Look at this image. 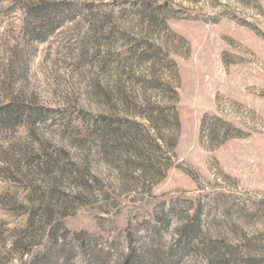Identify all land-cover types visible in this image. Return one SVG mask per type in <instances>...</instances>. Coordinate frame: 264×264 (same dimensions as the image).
Segmentation results:
<instances>
[{
  "label": "rangeland",
  "instance_id": "1",
  "mask_svg": "<svg viewBox=\"0 0 264 264\" xmlns=\"http://www.w3.org/2000/svg\"><path fill=\"white\" fill-rule=\"evenodd\" d=\"M44 1L56 12L0 0V111L23 114L0 127V264H90L73 248L80 232L100 248L118 238L98 259L121 264L126 233L146 243L161 212L163 233L181 222L166 252L193 221L239 259L246 246L262 251L264 0ZM173 110L178 130L142 118ZM107 124L121 129L117 145L100 139ZM136 132L166 143L141 146L146 160L135 162ZM47 206L45 232L38 218L29 229ZM173 264L208 262L194 251Z\"/></svg>",
  "mask_w": 264,
  "mask_h": 264
},
{
  "label": "trees",
  "instance_id": "2",
  "mask_svg": "<svg viewBox=\"0 0 264 264\" xmlns=\"http://www.w3.org/2000/svg\"><path fill=\"white\" fill-rule=\"evenodd\" d=\"M27 10H34L33 14L36 16H48L53 14V11L55 9H51L50 7H47L48 5L45 3L44 0H41L37 5L32 4L28 5ZM24 9V7H21ZM25 10V9H24ZM162 10V7H157L153 11V18L151 19V24L153 25L156 21L155 17L160 14V11ZM151 114V113H150ZM155 116V117H154ZM142 117V115H141ZM145 120L153 124V126H159L162 125L163 127H171V124H175L174 126H177V130L179 127V117L175 110L171 111L170 114H164V112L159 111L157 115H143ZM23 119V114H19L16 112V110H11V107H6L5 109L0 111V127L3 126H12L15 128L18 123ZM120 128H113V125L107 124L105 127L101 128V136L100 139L102 142H104V139H112L114 141V144H118L120 139ZM154 139V140H153ZM156 139V140H155ZM131 144L133 148V158L135 162H144L146 160L145 155L143 151H141V146H149L152 150L160 149L161 145H159L160 142H165L166 139L162 135H155L154 138L151 136H141L139 132H136L132 139ZM155 141H158L156 143ZM105 144V143H104ZM19 151H21L22 157L24 155V150H22L20 147L18 148ZM151 160L150 157L148 161ZM10 164V161H9ZM15 168L19 171L21 165V161H15L14 163ZM146 169H143L142 173V179H146L147 177H150V180L155 177V173L149 174ZM62 210V209H60ZM54 209L51 207H40L39 210L35 211V215H31L30 218V227L33 228L34 222L36 218H38L44 225L42 232H45V228L47 227V223H51L50 220L55 215ZM161 217H159L157 220L159 223L154 226H150L149 223H147L146 227V243H142L139 245L138 241L134 240V235L132 231H128L125 235V244L127 248V253L124 255L122 259L121 264H173L176 263L177 260L181 259L184 255L190 252H198L200 253L205 259L207 260L208 264H262L261 260L259 259V252H264V249L257 250L256 248L246 246V253L245 257H242L239 259V257L236 254V249L232 245H228L225 243L224 240H221L219 238L213 239L209 234H202L201 228L199 225H196L195 222L193 223H186L184 226L180 228V240L177 243V246L174 248H171L169 251L164 250L163 246V226L168 223V218L164 216V213H160ZM59 225H54L50 228L49 235L50 240L58 244L60 241L61 236H59ZM236 232V231H235ZM74 241L76 244L73 248H77L79 251L89 254L88 255V262L90 264H99V255L100 254H106L111 255L112 253L116 252L118 250L119 241L118 238L114 239L109 243L108 246H105L103 248H100L98 243L93 239L92 236H90L86 232H80L75 235ZM55 247V246H54ZM61 250V256L65 254L66 246L62 245L59 246ZM54 249V248H53ZM73 250V249H71ZM67 251V250H66ZM55 253V250L48 255H53Z\"/></svg>",
  "mask_w": 264,
  "mask_h": 264
},
{
  "label": "clouds",
  "instance_id": "3",
  "mask_svg": "<svg viewBox=\"0 0 264 264\" xmlns=\"http://www.w3.org/2000/svg\"><path fill=\"white\" fill-rule=\"evenodd\" d=\"M180 221L176 220V219H173L170 227H169V230L165 233L162 234L163 236V239L165 242H170L171 239H172V234H173V230L180 225Z\"/></svg>",
  "mask_w": 264,
  "mask_h": 264
}]
</instances>
